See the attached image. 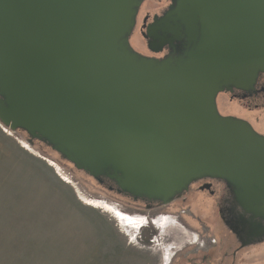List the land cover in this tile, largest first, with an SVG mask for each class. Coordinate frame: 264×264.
Instances as JSON below:
<instances>
[{
    "label": "water",
    "instance_id": "95a60500",
    "mask_svg": "<svg viewBox=\"0 0 264 264\" xmlns=\"http://www.w3.org/2000/svg\"><path fill=\"white\" fill-rule=\"evenodd\" d=\"M144 1L0 0V119L119 194L220 179L264 221V135L217 106L264 71V0H174L150 24L163 58L132 47Z\"/></svg>",
    "mask_w": 264,
    "mask_h": 264
},
{
    "label": "rangeland",
    "instance_id": "374dc122",
    "mask_svg": "<svg viewBox=\"0 0 264 264\" xmlns=\"http://www.w3.org/2000/svg\"><path fill=\"white\" fill-rule=\"evenodd\" d=\"M146 2L151 17L168 3ZM141 20L130 39L142 50ZM219 99L234 109L231 94ZM204 181L149 206L0 119V264H264V241L241 245L221 219L225 183L216 180L212 194Z\"/></svg>",
    "mask_w": 264,
    "mask_h": 264
},
{
    "label": "flooded vegetation",
    "instance_id": "af4514ba",
    "mask_svg": "<svg viewBox=\"0 0 264 264\" xmlns=\"http://www.w3.org/2000/svg\"><path fill=\"white\" fill-rule=\"evenodd\" d=\"M147 0L143 2V4L140 6L138 10V17H137V23L136 28L138 27L139 20L141 23V32L143 37L145 38V44L144 47L139 48L140 44L137 45V47L133 46V49L136 50L138 53L151 57L154 56L156 58H163L167 55L172 54L173 49L169 48V45H165L163 47V50L156 52L154 50H151L149 47V43L151 38L150 35V24H152L155 21V17L157 16L159 19L166 14V12L173 6L175 3L174 0H167L168 3L161 8L160 11L154 13V15L151 17V14L148 12V9L142 13V10L144 6L146 5ZM135 32V31H134ZM133 35V34H132ZM131 38V37H130ZM132 44V43H131ZM156 49H160L159 47H156ZM177 52L181 51L183 48L182 42H177L176 46ZM176 52V53H177ZM231 94L233 100L236 102L234 106V109H230L229 106H221L219 102V98L224 94ZM217 106L219 107V111L222 115H229L233 117H239L248 123H250L254 129H256L261 135H264V129L259 126V123L257 124L258 120H262V123L264 122V118L260 117L262 111L264 110V71L259 73L258 78L256 79L255 84L248 88V90L241 89V88H234L233 91L224 90V92L219 93V96L217 98ZM225 108L224 110L228 112V114H223L221 112V108ZM257 113V117H256ZM209 180V181H204ZM219 181L224 182L220 179H211V178H204L197 181H194L193 183L204 181L200 185V188H206L210 191V193L215 194L216 190H213V183ZM192 183V184H193ZM225 183V182H224ZM105 186L109 188V186H113L116 191V185L114 182H104ZM208 185L210 187L208 188ZM226 185V183H225ZM192 186V185H191ZM191 188V187H190ZM189 188V190H190ZM112 190V189H111ZM189 190L177 195L175 199H180L183 195H185ZM223 193L219 197V212L221 213V219L226 225L229 230H231L235 237L239 240L241 245H251L254 243H261L264 241V234H261L260 229L264 226V221L261 218L256 217L254 214H250L246 212L235 200V196L233 191L227 187L223 188ZM117 192V191H116ZM118 193V192H117ZM119 194V193H118ZM147 203L149 206H153L155 204H163L160 201L154 202L151 200H138Z\"/></svg>",
    "mask_w": 264,
    "mask_h": 264
}]
</instances>
